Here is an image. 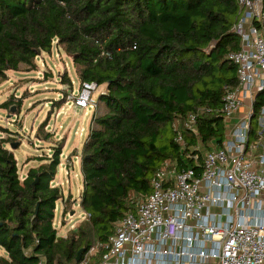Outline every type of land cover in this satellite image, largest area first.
<instances>
[{
  "label": "trees",
  "instance_id": "1",
  "mask_svg": "<svg viewBox=\"0 0 264 264\" xmlns=\"http://www.w3.org/2000/svg\"><path fill=\"white\" fill-rule=\"evenodd\" d=\"M262 3L254 23L264 32ZM242 12L238 0H0V83L9 70L22 63L34 69L37 56L58 47L78 65L81 82L107 89L81 151L80 205L90 217L72 236H58L54 224L62 190L52 180L64 145L38 157L22 180L8 140L0 141V264L42 257L76 264L81 248L105 241L135 208L131 193L150 192L166 159L197 167L200 145L222 144L223 96L239 82L228 54L242 49L234 30ZM263 103L264 90L255 107ZM12 104L13 97L2 107ZM189 114H196L195 132L185 125Z\"/></svg>",
  "mask_w": 264,
  "mask_h": 264
},
{
  "label": "built area",
  "instance_id": "2",
  "mask_svg": "<svg viewBox=\"0 0 264 264\" xmlns=\"http://www.w3.org/2000/svg\"><path fill=\"white\" fill-rule=\"evenodd\" d=\"M238 2L243 12L234 30L242 49L228 58L239 82L223 96L227 131L222 144L205 150L201 159L196 155L197 167L166 159L153 173L150 192L131 193L135 208L76 264H264V103L255 107L264 90V32L254 23L263 3ZM106 91L84 81L66 101L95 108ZM195 121L196 114H189L185 123L194 132ZM89 217L83 213V220ZM38 264H46L45 258Z\"/></svg>",
  "mask_w": 264,
  "mask_h": 264
},
{
  "label": "rangeland",
  "instance_id": "3",
  "mask_svg": "<svg viewBox=\"0 0 264 264\" xmlns=\"http://www.w3.org/2000/svg\"><path fill=\"white\" fill-rule=\"evenodd\" d=\"M36 64L37 67L32 69L22 63L18 70H9L7 79L0 83V141L8 140L6 146L14 152L20 176L41 163L38 157H50L55 145H64L61 163L52 180L62 190L54 224L58 227V236H72L76 230L72 226L78 228L85 221L80 205L83 189L81 151L90 133L92 115L96 111L102 113L104 108L99 103L90 109L67 103L66 94L71 90L68 80H71L72 88L81 81L78 65L62 48L54 47L51 53H41ZM98 94L95 92L94 96ZM11 97L13 104L2 107ZM18 99L22 100L21 106L17 105ZM47 133L51 134L49 138H45ZM13 143L17 144L15 148L11 147ZM205 150L202 148V152ZM4 252L0 248V254Z\"/></svg>",
  "mask_w": 264,
  "mask_h": 264
},
{
  "label": "water",
  "instance_id": "4",
  "mask_svg": "<svg viewBox=\"0 0 264 264\" xmlns=\"http://www.w3.org/2000/svg\"><path fill=\"white\" fill-rule=\"evenodd\" d=\"M16 143H13V144H11V147L12 148H15L16 147ZM39 176H37V178H36V180L33 182V186L35 187V185L39 182ZM85 248H81L79 251H78V253H77V256H76V262H79L80 260H81V258H82V255H83V253L85 252Z\"/></svg>",
  "mask_w": 264,
  "mask_h": 264
},
{
  "label": "crops",
  "instance_id": "5",
  "mask_svg": "<svg viewBox=\"0 0 264 264\" xmlns=\"http://www.w3.org/2000/svg\"><path fill=\"white\" fill-rule=\"evenodd\" d=\"M100 107H102V104L100 103Z\"/></svg>",
  "mask_w": 264,
  "mask_h": 264
},
{
  "label": "bare ground",
  "instance_id": "6",
  "mask_svg": "<svg viewBox=\"0 0 264 264\" xmlns=\"http://www.w3.org/2000/svg\"><path fill=\"white\" fill-rule=\"evenodd\" d=\"M155 172V171H154Z\"/></svg>",
  "mask_w": 264,
  "mask_h": 264
}]
</instances>
